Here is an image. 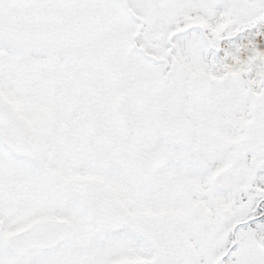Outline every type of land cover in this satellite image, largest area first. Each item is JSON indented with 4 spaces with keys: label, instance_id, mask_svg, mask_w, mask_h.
I'll list each match as a JSON object with an SVG mask.
<instances>
[{
    "label": "snow or ice",
    "instance_id": "obj_1",
    "mask_svg": "<svg viewBox=\"0 0 264 264\" xmlns=\"http://www.w3.org/2000/svg\"><path fill=\"white\" fill-rule=\"evenodd\" d=\"M0 264H264V0H0Z\"/></svg>",
    "mask_w": 264,
    "mask_h": 264
}]
</instances>
